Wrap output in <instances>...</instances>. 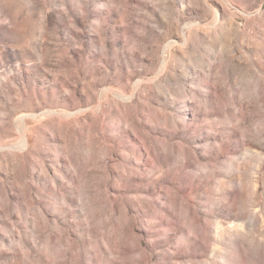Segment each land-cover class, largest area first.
Returning <instances> with one entry per match:
<instances>
[{
    "label": "rangeland",
    "instance_id": "1",
    "mask_svg": "<svg viewBox=\"0 0 264 264\" xmlns=\"http://www.w3.org/2000/svg\"><path fill=\"white\" fill-rule=\"evenodd\" d=\"M0 264H264V0H0Z\"/></svg>",
    "mask_w": 264,
    "mask_h": 264
},
{
    "label": "bare ground",
    "instance_id": "2",
    "mask_svg": "<svg viewBox=\"0 0 264 264\" xmlns=\"http://www.w3.org/2000/svg\"><path fill=\"white\" fill-rule=\"evenodd\" d=\"M162 63H163V62H162ZM22 143H24V141H23Z\"/></svg>",
    "mask_w": 264,
    "mask_h": 264
}]
</instances>
